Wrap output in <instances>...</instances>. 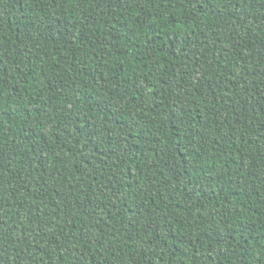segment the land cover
Returning <instances> with one entry per match:
<instances>
[{
	"label": "trees",
	"instance_id": "1",
	"mask_svg": "<svg viewBox=\"0 0 264 264\" xmlns=\"http://www.w3.org/2000/svg\"><path fill=\"white\" fill-rule=\"evenodd\" d=\"M0 264H264V0H0Z\"/></svg>",
	"mask_w": 264,
	"mask_h": 264
}]
</instances>
